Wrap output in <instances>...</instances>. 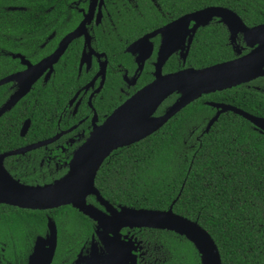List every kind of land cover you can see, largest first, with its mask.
Returning <instances> with one entry per match:
<instances>
[{"label": "flooded vegetation", "instance_id": "1", "mask_svg": "<svg viewBox=\"0 0 264 264\" xmlns=\"http://www.w3.org/2000/svg\"><path fill=\"white\" fill-rule=\"evenodd\" d=\"M179 5L172 0H25L24 5H1L8 12L28 11L22 20L31 25L18 37L3 35L11 43L0 48V183L8 178L32 187L55 183L68 173L75 152L91 133L159 75L233 61L258 46L242 32L232 34L220 17L196 25L185 17L197 10ZM239 18L248 28L264 24ZM45 61L43 70L36 69ZM27 71L34 78L28 91L7 106L20 92ZM24 77L28 82L30 76ZM178 97L168 96L153 117L164 115ZM193 102L203 110L198 124H184V148H193L190 138L199 141L220 121H246L247 129L264 139V132L236 112L264 119V74ZM189 105L164 125L183 118ZM216 105L230 109L221 111ZM112 153L100 168L109 164ZM100 168L94 180L99 195L85 199L95 209L91 216L71 205L37 210L0 201V264H27L35 241L50 237L49 222L56 235L50 264H201L197 249L184 236L119 216L122 207L141 208L109 201L96 183ZM255 248L251 264H264V248Z\"/></svg>", "mask_w": 264, "mask_h": 264}, {"label": "trees", "instance_id": "2", "mask_svg": "<svg viewBox=\"0 0 264 264\" xmlns=\"http://www.w3.org/2000/svg\"><path fill=\"white\" fill-rule=\"evenodd\" d=\"M172 1L188 11L226 7L247 24L264 20V0ZM24 2L0 0V48L11 43L3 35L18 37L31 25L22 20L28 11L8 12L1 5ZM200 110L193 102L183 118L114 151L96 183L109 201L135 208L163 211L175 200L173 212L210 234L223 264H251V248H264V139L250 132L246 121H220L199 141L190 138L193 148H184L180 133L200 122Z\"/></svg>", "mask_w": 264, "mask_h": 264}, {"label": "water", "instance_id": "3", "mask_svg": "<svg viewBox=\"0 0 264 264\" xmlns=\"http://www.w3.org/2000/svg\"><path fill=\"white\" fill-rule=\"evenodd\" d=\"M211 17L222 18L223 22L234 30L232 34L242 32L245 38L258 43V46L250 54L233 61L204 69H186L171 75H159L148 87L118 107L91 133L88 140L75 152L69 171L62 179L50 185L32 187L20 185L7 177L6 183H0L2 197L0 201L20 208L37 210L71 205L83 214L91 216L95 209L87 205L85 199L90 194L99 195L94 184L95 176L103 161L113 151L146 138L202 94L228 88L263 75L264 24L248 28L235 13L226 8L213 6L192 12L185 18L195 20L196 25H199L198 22ZM166 48L164 42L163 52ZM45 65L46 61L38 64L36 69L43 70ZM31 73L32 71H27L22 75L20 92L12 97L7 106L14 104L28 91L34 79ZM24 76H30L28 82ZM173 93L179 95L175 103L164 115L154 118L153 114L158 106ZM216 106H221V111L230 109L222 105ZM236 112L264 132V119L249 116L241 111ZM216 119L217 116L209 122L206 131ZM153 122L155 123L152 126H148ZM174 202L175 200L165 211L122 207L118 214L121 217L129 216L140 226L168 230L184 236L197 249L201 264H221L220 254L210 234L196 221L174 213L172 210ZM48 227L50 237L45 241L41 239L35 241L27 264H50L56 235L52 222H49Z\"/></svg>", "mask_w": 264, "mask_h": 264}, {"label": "bare ground", "instance_id": "4", "mask_svg": "<svg viewBox=\"0 0 264 264\" xmlns=\"http://www.w3.org/2000/svg\"><path fill=\"white\" fill-rule=\"evenodd\" d=\"M154 123H155V122H153V123H151V124H148V123H147V124H148V126H152ZM142 124H143V123H141V125H142Z\"/></svg>", "mask_w": 264, "mask_h": 264}]
</instances>
